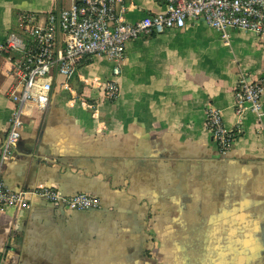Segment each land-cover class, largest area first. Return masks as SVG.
Here are the masks:
<instances>
[{
  "label": "crops",
  "instance_id": "1",
  "mask_svg": "<svg viewBox=\"0 0 264 264\" xmlns=\"http://www.w3.org/2000/svg\"><path fill=\"white\" fill-rule=\"evenodd\" d=\"M74 2L0 0V47L26 40L20 14L44 20ZM132 2L129 23L166 9ZM15 56L0 50V149ZM112 68L106 57L86 58L69 81L54 73L44 112L25 107L7 188L88 194L100 209L35 199L30 210L5 211V264H264V121L247 111L226 154L206 126L210 107L226 127L237 123L236 81L264 75V35L231 31L225 42L196 20L129 42L113 102L103 90Z\"/></svg>",
  "mask_w": 264,
  "mask_h": 264
},
{
  "label": "built area",
  "instance_id": "2",
  "mask_svg": "<svg viewBox=\"0 0 264 264\" xmlns=\"http://www.w3.org/2000/svg\"><path fill=\"white\" fill-rule=\"evenodd\" d=\"M165 11L148 14L135 23L125 17L134 8L132 0H75L58 14L44 20L32 13L19 15L26 40L14 36L0 50L13 53L12 82L6 97L14 104V112L4 143L0 149V214L5 211L30 210L39 199L53 207L70 211L100 209L97 197L88 194L63 196L59 191L36 187L13 191L3 181L5 165L13 158L23 129L25 107L34 106L44 112L50 101L53 75L65 81L75 74L86 58L106 57L112 64V78L103 86L105 98L115 101L119 96L117 79L125 60L126 45L141 37L180 30L189 21L201 20L229 41L231 31L264 35V0H156ZM62 43V45H61ZM254 114L259 125L264 121V75L250 81L244 75L237 78L234 90V113L237 123L226 127L219 110L210 107L206 126L221 154H226L242 132L246 112ZM0 264H5L0 253Z\"/></svg>",
  "mask_w": 264,
  "mask_h": 264
}]
</instances>
